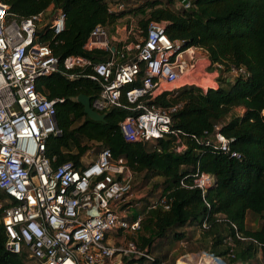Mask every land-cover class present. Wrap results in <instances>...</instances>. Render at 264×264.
Here are the masks:
<instances>
[{"label":"built area","instance_id":"obj_1","mask_svg":"<svg viewBox=\"0 0 264 264\" xmlns=\"http://www.w3.org/2000/svg\"><path fill=\"white\" fill-rule=\"evenodd\" d=\"M121 10L122 4L109 9ZM165 25L150 22L144 37L128 44L119 41L117 44L122 45L116 48L108 39L107 30L98 25L84 49L110 51L106 62H94L81 55L61 60L49 46L39 42V35L49 32L56 36L63 32L62 11L56 10L48 18L40 13L18 20L9 17L8 6L0 0V191L5 195L3 205L7 206L1 216L7 253L26 254L34 259V264H126L131 260H152L147 249L137 246L143 215L129 219L130 209L137 206L135 174L124 160H115L107 149L88 163H83L82 157L80 168L72 162L53 166L56 159L47 156L46 142L50 136L61 135L55 105L63 100L47 99L38 91L37 82L57 72L73 79L77 72L90 70L86 77L100 89L91 100L94 111H135L119 123L126 141L168 140L173 153L181 154L186 149L185 138L182 131L172 127V115L180 105L163 108L152 102L163 93L189 86L188 81L197 73H203L200 81L205 80L210 62L203 49L185 47L184 40L169 39ZM211 73L214 78L217 76V70ZM232 75H246V71L233 69ZM199 86L203 93L213 88V84ZM205 135L206 144L212 149L241 158L231 149L234 139L223 136L220 125ZM214 183L213 175L197 172L191 185L183 179L180 186L199 190L204 200ZM155 207L169 210L165 198L152 202L149 208ZM213 216L215 223L232 230L223 240L231 258L237 251L235 240L255 242L244 237L226 215ZM210 225L205 221L202 229H209ZM113 235L122 240L112 239ZM192 260L181 262L227 264L224 258L204 251Z\"/></svg>","mask_w":264,"mask_h":264},{"label":"trees","instance_id":"obj_2","mask_svg":"<svg viewBox=\"0 0 264 264\" xmlns=\"http://www.w3.org/2000/svg\"><path fill=\"white\" fill-rule=\"evenodd\" d=\"M111 1L1 0L8 6L9 17L18 20L40 13L48 18L56 10L62 11L65 15L63 32L56 36L49 32L39 35V42L49 46L61 60L69 55H81L94 62H106L111 57L110 51L84 49L90 33L98 25L108 33L126 16H140L136 30L144 37L150 22H165L169 39L184 40L185 47H197L206 52L210 62L208 70H217L214 78L217 88L203 93L194 85L184 86L163 93L152 102L163 108L180 105L172 115V127L182 131L186 149L176 154L168 140L135 143L123 138L119 123L135 111L113 109L105 113L104 122L90 121L76 101L80 95L93 100L100 92L99 86L86 77L90 70L77 72L73 79L62 72L54 73L37 82L38 91L47 99L63 100L55 105L61 135L47 139V156L55 157V167L72 162L80 168L87 152L94 150L98 154L107 149L115 160H124L135 175L142 174L143 182L161 180L152 186L147 197H153L160 189L156 201L165 198L169 210L149 208L151 203L144 206L141 230L148 236H137V246L147 249L152 257L147 262L151 264H160L152 255L154 241L169 234L177 241L183 240L185 232L176 231L185 227L199 229L209 243L206 252L224 258L227 264H264V0H137L139 3L135 6L127 5L131 0H121L126 7L121 1L114 4ZM118 4L123 5V10L109 11ZM186 4L189 7L185 8ZM136 40L128 37L125 43ZM120 45L122 43L114 44L115 48ZM216 65L222 68L216 69ZM239 68H244L246 75L233 76L232 70ZM237 108H242V113L231 116ZM215 125H220L223 136L234 139L230 146L241 155L240 159L206 144L205 133H212ZM197 172L215 178L204 200L199 190L180 186L183 179L191 185L192 176ZM0 200H5L1 191ZM5 207L0 208V264H26L29 260L26 254L12 255L5 251L6 235L1 223ZM249 213L260 221L256 230L247 227L245 220ZM216 214L226 215L244 237L255 242L235 240L237 251L231 258L223 240L232 230L215 223L213 215ZM205 221L210 222L209 229H202Z\"/></svg>","mask_w":264,"mask_h":264},{"label":"rangeland","instance_id":"obj_3","mask_svg":"<svg viewBox=\"0 0 264 264\" xmlns=\"http://www.w3.org/2000/svg\"><path fill=\"white\" fill-rule=\"evenodd\" d=\"M115 1L120 2L121 0H112L111 4H114ZM120 3H124V2L121 1ZM138 3L139 2H137V0H131L130 4L128 3L127 5L129 6L133 4L135 6L138 5ZM124 4L126 7V3ZM138 18H140V16L137 17L126 16L125 18L120 20L114 26V28L109 29L108 39L111 38L110 40L113 45L117 44L119 41H126L128 37H132V39L134 38L140 39V34L136 30V22ZM207 72L210 73V70H208ZM202 74L203 73H197V75H195L192 80L188 81V83H191L190 85H194L199 88H200L199 86L200 84L202 86L212 85L211 84L212 76L211 77L208 76L206 77L205 80L202 79V81H200V78H203ZM98 154L94 150L89 151L84 157L83 163H88V161H94ZM142 177H143L142 174L134 175L133 185L135 187L134 192H135V198L137 199L136 201L137 206H134L130 209L129 211L130 220L135 218L137 215H142L141 211L144 208V206L149 205L151 202L157 200L158 196L161 193V190L157 189L156 192H154L153 197H147L150 191L152 190V186L155 183H159L161 180L159 178L158 179L155 178L150 182H143ZM141 197H145L143 201L138 200ZM3 201L0 200V205L1 204L3 205ZM259 225H260V221L258 217L255 215H250L247 222L248 229L256 230L259 227ZM176 232H185L186 238L177 241L171 236V234H169L168 237L162 240L154 241L153 244L155 245V250L153 251L152 255L154 258H157L160 261V264H183L182 263L183 261L192 263L193 262L192 258L194 255L200 253L201 250H204V252L208 250L209 243L207 242V240L203 238V234L199 229L195 227H185V228L177 229ZM140 235H144L146 237L148 236L147 232L145 231H142L138 236ZM111 238L115 239L118 242L122 240L121 236L118 237L116 235H113ZM33 262L34 259L32 258L26 260V264H34ZM133 264H151V263L147 261H143V262L139 261Z\"/></svg>","mask_w":264,"mask_h":264},{"label":"water","instance_id":"obj_4","mask_svg":"<svg viewBox=\"0 0 264 264\" xmlns=\"http://www.w3.org/2000/svg\"><path fill=\"white\" fill-rule=\"evenodd\" d=\"M76 101L83 107V113L88 117L90 121L101 123L105 121L106 114L97 113L92 109L90 97L80 95L77 97Z\"/></svg>","mask_w":264,"mask_h":264},{"label":"crops","instance_id":"obj_5","mask_svg":"<svg viewBox=\"0 0 264 264\" xmlns=\"http://www.w3.org/2000/svg\"><path fill=\"white\" fill-rule=\"evenodd\" d=\"M206 65H207V64H206ZM206 65H205V66H206ZM202 68H203V67L201 66V69H202ZM207 76H210V77L212 76V81H213L212 84H213V88H217V84H216V82L214 81L213 73L210 72L209 74H207ZM228 80H230V79H228ZM242 111H243L242 108H237V109H235V110L232 112L231 116H237V115H240V114L242 113ZM231 116H230V117H231ZM230 117L227 118V120H229ZM87 153H88V152H87ZM87 153H86V154H87ZM86 154L83 156V159H84V157L86 156ZM155 201H156V200H155ZM151 203H152V202H151ZM250 215H251L250 213L247 214V216H246V220H245L246 223L248 222V219H249Z\"/></svg>","mask_w":264,"mask_h":264},{"label":"bare ground","instance_id":"obj_6","mask_svg":"<svg viewBox=\"0 0 264 264\" xmlns=\"http://www.w3.org/2000/svg\"><path fill=\"white\" fill-rule=\"evenodd\" d=\"M201 85V84H200ZM184 264V263H183Z\"/></svg>","mask_w":264,"mask_h":264}]
</instances>
